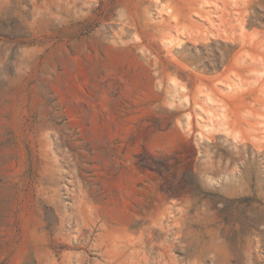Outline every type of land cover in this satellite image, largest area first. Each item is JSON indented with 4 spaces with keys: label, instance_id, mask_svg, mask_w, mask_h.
<instances>
[{
    "label": "rangeland",
    "instance_id": "rangeland-1",
    "mask_svg": "<svg viewBox=\"0 0 264 264\" xmlns=\"http://www.w3.org/2000/svg\"><path fill=\"white\" fill-rule=\"evenodd\" d=\"M0 264H264V0H0Z\"/></svg>",
    "mask_w": 264,
    "mask_h": 264
}]
</instances>
